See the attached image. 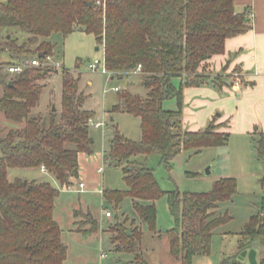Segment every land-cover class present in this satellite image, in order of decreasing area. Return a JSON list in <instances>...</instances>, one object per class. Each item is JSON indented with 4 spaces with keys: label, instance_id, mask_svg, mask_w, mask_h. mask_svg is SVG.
Listing matches in <instances>:
<instances>
[{
    "label": "trees",
    "instance_id": "obj_1",
    "mask_svg": "<svg viewBox=\"0 0 264 264\" xmlns=\"http://www.w3.org/2000/svg\"><path fill=\"white\" fill-rule=\"evenodd\" d=\"M234 0H7L0 3V54L9 56L0 65V264H63L67 248L54 221L55 200L60 192L50 182H38L10 172L40 171L60 186L69 187L79 176V154H92L89 136L94 113L86 110L85 97L78 90L80 78L63 70L61 112L45 119L39 107L40 82L51 74L48 67L27 68L20 75L2 76L5 66L53 56L49 39H64L80 31L94 37L104 50V64L114 77L132 75L141 67L145 98L129 93L113 111L139 119L141 141L131 142L114 131L103 160L123 167L126 192H102L119 206L125 198L133 203L134 218L129 227L110 225V242L117 253L131 257L130 264H146L142 253V230L156 231L154 202L167 197L175 227L165 233L169 254L180 264H192L195 257L209 254L214 230L229 221L217 216V204L236 194L234 179H220L205 194L161 191L152 170L139 166L137 156L157 155L164 166L181 152L199 153L206 148L227 145L224 124L211 122L204 130H182L183 91L210 86L221 90L224 79L216 82L200 69L212 57L224 52L225 41L251 29L249 12L237 13ZM91 3V6L88 4ZM39 55H42L39 57ZM56 72V71H55ZM179 81L178 88L175 82ZM12 82V86L8 84ZM218 83V84H217ZM175 100L176 111L163 109ZM264 155L263 142H258ZM76 214H74V218ZM93 230L98 227L90 214ZM246 239L264 237V218L254 217L246 226ZM159 237L160 234L158 235ZM243 242L240 248L245 250Z\"/></svg>",
    "mask_w": 264,
    "mask_h": 264
},
{
    "label": "rangeland",
    "instance_id": "obj_2",
    "mask_svg": "<svg viewBox=\"0 0 264 264\" xmlns=\"http://www.w3.org/2000/svg\"><path fill=\"white\" fill-rule=\"evenodd\" d=\"M6 1L0 0V3ZM49 41L53 46L52 62L60 63L62 68L51 70L47 79L40 82L42 91L36 113L45 119L50 113H55V120H59L64 69L74 79L80 78L78 90L86 98L84 107L94 113L92 123H100L101 126L94 128L90 124L92 154L82 169L84 180L72 179V185L60 188L54 180L41 176V171L33 170H30V174L26 171H11L9 179L12 180L15 177L13 175L21 178L34 177L38 182H50L60 192L55 200L53 218L61 230V241L67 248L63 264H130L131 257L115 252L108 228L124 220L127 221L125 227H129L134 218L133 203L131 199L125 198L119 206H115L102 195V192L128 190L124 180V166H110L104 162L103 156L108 151L109 141L115 130L131 142L141 141L139 119L122 111H113V108L122 104L119 97L123 93L145 98L146 90L142 85V77L136 74L114 77L109 81L108 75L103 71L104 50L91 35L77 31L64 39L60 34H53ZM4 58L9 60L8 55L0 54V65H4ZM95 60L100 62V66L96 72H90L87 63ZM200 71L216 82L221 77L224 79L222 74H208L205 65ZM1 74L4 76L6 72L3 70ZM238 74L236 71L232 82L238 81ZM178 86L175 82V87ZM115 88L118 92H114ZM183 108L185 106L182 103V114ZM229 108L232 110V107ZM163 109L176 111V101L164 102ZM193 112L194 115L197 113L195 110ZM214 114L212 122L217 125L215 122L220 120L218 114L221 115L222 112L216 111ZM194 115L182 117L190 118ZM223 115L227 117L218 125L224 124V132L229 134L226 146L206 148L195 154L181 152L170 162L169 167L164 166L157 155L137 156L133 161L152 170L163 192H178L180 195L205 194L209 193L214 183L220 179H234L236 194L230 201L217 204L215 210L217 216L227 215L230 219L214 230L209 254L195 257L192 264H249L247 258H241L245 251H254L256 264H264V237L246 239L243 235L252 218H264V155H259L257 151L258 136L254 135L253 131L247 134L243 131L240 115L233 112H224ZM196 121L200 122L198 117ZM193 124L190 120L185 121L182 123V130L190 131ZM205 128L201 126L200 130ZM99 167L100 173L97 171ZM79 182L85 184L82 192L77 187ZM154 205L158 234L155 235L145 226H141L143 259L146 264H180L170 256L165 239V233L175 227V221L168 209L167 197H161ZM104 212H110L111 217L105 218ZM85 214H90L98 225L96 231L86 238L80 232L93 230V225ZM241 242L245 250L240 248Z\"/></svg>",
    "mask_w": 264,
    "mask_h": 264
},
{
    "label": "crops",
    "instance_id": "obj_3",
    "mask_svg": "<svg viewBox=\"0 0 264 264\" xmlns=\"http://www.w3.org/2000/svg\"><path fill=\"white\" fill-rule=\"evenodd\" d=\"M233 4L237 13L249 12L251 29L241 36L226 40L223 54L212 57L204 64L208 74L224 76L221 90L203 86L183 91L182 103L185 108L182 116L194 115L193 110L197 113L194 117H182V123L190 120L194 123L190 132H196L200 131L201 126L207 127L213 121L216 111L222 112L221 115L218 114L220 120L215 122L217 125L226 119L224 112H233L242 118L243 131L246 134L253 131L258 136V142L262 141L264 145V0H234ZM3 62L7 63L8 60L4 58ZM236 71L239 79L232 82ZM176 83L179 84V81ZM197 117L200 122L196 121ZM221 130L224 131V128ZM88 158L89 155L85 154L78 156V180L85 178L82 169ZM100 169L99 167L97 171ZM39 174L53 181L49 175L42 172ZM24 178L35 179L29 176Z\"/></svg>",
    "mask_w": 264,
    "mask_h": 264
},
{
    "label": "built area",
    "instance_id": "obj_4",
    "mask_svg": "<svg viewBox=\"0 0 264 264\" xmlns=\"http://www.w3.org/2000/svg\"><path fill=\"white\" fill-rule=\"evenodd\" d=\"M99 66H100V62L97 60H95L93 62L88 61V63H87V67H88V70L90 72H96ZM104 66H105V64H104ZM43 67H48L52 70L62 68L60 66V63L53 64L52 57L47 56V57H45V59L42 63L39 60L22 61V62H17L14 64L7 65V66H5L4 70L6 71L7 74L14 76V75H20L27 68H43ZM103 71L108 75V80H109L111 74L106 70V68ZM140 73H141V67L138 66L136 68V70L133 72V74H140ZM113 90H114V92H118V89H116V88ZM91 126H93L94 128H99L101 126V124L100 123H96V124L91 123ZM40 171L42 173H47L46 169L43 167H41ZM98 172L100 173L101 169ZM77 187L80 190V192H82L85 189V186L82 182H79L77 184ZM104 217L110 218L111 213L110 212H104Z\"/></svg>",
    "mask_w": 264,
    "mask_h": 264
},
{
    "label": "water",
    "instance_id": "obj_5",
    "mask_svg": "<svg viewBox=\"0 0 264 264\" xmlns=\"http://www.w3.org/2000/svg\"><path fill=\"white\" fill-rule=\"evenodd\" d=\"M91 5H92L91 3L88 4V6H91ZM96 50H98V49H96ZM41 56H42V55H39V57H41ZM8 86L11 87V86H12V82H10V83L8 84ZM52 111L54 112L55 109H53ZM207 173H208V172H207ZM208 174H209V173H208ZM255 257H256V254H255L254 251H249V252H246V251H245V252H243L242 255H241V258H242V259L247 258L249 264H256Z\"/></svg>",
    "mask_w": 264,
    "mask_h": 264
}]
</instances>
